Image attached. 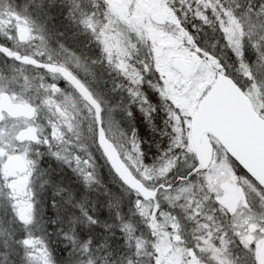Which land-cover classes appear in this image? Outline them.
Returning a JSON list of instances; mask_svg holds the SVG:
<instances>
[{
    "label": "snow or ice",
    "instance_id": "snow-or-ice-1",
    "mask_svg": "<svg viewBox=\"0 0 264 264\" xmlns=\"http://www.w3.org/2000/svg\"><path fill=\"white\" fill-rule=\"evenodd\" d=\"M16 5L6 0L0 10V56L10 61L0 69V195L10 216L0 229L3 247L22 251L21 264H57L38 196L51 183L40 157H55L91 187L98 183L92 147L125 192L135 194L127 220L109 203L135 257L147 256V264H264V0H159V16L131 0L129 13L139 14L126 21L114 15L113 0L94 2L99 13L81 10L80 25L126 81L128 104H111L97 93L80 75L79 58L73 61L63 45L67 57L56 58L27 9ZM189 21H195L192 29L211 28L212 39L202 43ZM36 40L31 52L24 51ZM217 45L230 63L216 54ZM25 69L43 72L30 76ZM145 85L166 114L161 136L167 144L162 150L156 144L159 154L151 163L135 128L120 123V113L131 119L139 107L155 128L150 117L157 106L145 96ZM182 162L185 170L177 172ZM65 192L64 204L96 225L73 192L57 186L53 196ZM51 207L67 212L55 198ZM177 209L195 225L191 239ZM76 221L69 213L70 231L62 233L71 245L65 264H73V253L83 258L76 264H96L93 240L78 239ZM137 223L144 225L139 235ZM127 264L143 262L130 258Z\"/></svg>",
    "mask_w": 264,
    "mask_h": 264
},
{
    "label": "rangeland",
    "instance_id": "rangeland-1",
    "mask_svg": "<svg viewBox=\"0 0 264 264\" xmlns=\"http://www.w3.org/2000/svg\"><path fill=\"white\" fill-rule=\"evenodd\" d=\"M94 2L99 3L100 0H17L16 6L21 9H27V13L35 21L34 28L40 35L45 37L48 48L56 54V58L64 59L68 55L62 48H60V45L67 48V42L72 41L79 43V48L75 49V55L71 59L74 61L77 57L79 58L80 65L82 66L80 75L83 78L88 79L91 82L93 89L104 99L109 100L111 104H127L128 102L125 103L124 101L125 99L129 101V98L126 88H123L126 81L122 80V78L104 60L100 46L93 34L79 23V13L81 10L89 12L96 11L99 13V9L92 8ZM130 2L131 0H113V4L115 5L114 15L126 21L130 15L139 14L138 11L132 14L129 13L127 5ZM229 2H231V0H229ZM5 3L6 0H0V10L5 7ZM136 3L146 6L143 9L146 14L152 16H159L162 14V9L155 6L158 5L159 0H136ZM100 15L102 16V13H100ZM0 40L4 41V38L0 37ZM39 43L40 41L36 40L33 45H25L24 48L33 50L35 45ZM254 56L255 55H251L250 53L251 60L255 59ZM84 68L89 69V72L85 73L83 71L84 73L82 74ZM4 70H7V67ZM25 71L30 76L35 74V71L32 70L25 69ZM58 83L60 87H66L64 83H61L60 81ZM117 83L121 84L122 87L117 89ZM148 88L150 92L154 93L150 87ZM155 97L158 101L157 103L159 107L160 98L158 95ZM164 115L166 116L165 113ZM122 116V122H120L121 127L125 130H129L131 128V123L124 113H122ZM38 148L39 151L45 152L43 147L38 146ZM89 150L93 153V159L96 166V180L98 181V183H94L91 187L86 186L78 174L74 173L71 168L63 164L61 161H58L55 157L47 154L40 157V168L46 170V178L51 182L49 185L45 186L44 191L38 193L40 204L44 207L46 205L42 202L47 203L49 200L53 199V191L57 186L68 190L70 189L69 191L72 190L74 196L78 199H83L82 202L84 207L90 214L96 216L98 221L96 225H88L82 222L83 218L80 216V210L78 208L74 209L71 206L72 208L69 212L78 216L76 217V225L79 227L75 234L79 239L86 240L91 238L93 241H99L104 233L107 232V238L112 241L113 246L115 245L114 252L119 254V257L122 258L121 264H127V261L130 258L133 260L139 259L143 264H147V256L137 258L133 255V250L126 246L124 233H122L119 227L120 221L115 218V209L113 211L106 201L108 199L113 201L110 192L114 188L117 189L118 192H116L115 197L116 203H111L119 208L122 218L127 220L132 215V211H134L133 201L135 200V194L132 192H125L124 188H121L120 182L111 172L109 167H107L100 152L92 147H90ZM181 170H185L183 162L178 166L177 172ZM61 175L64 176L61 177ZM60 178H63L62 182L59 181ZM47 188L50 197L45 193ZM84 197H86V199H84ZM1 198L4 202L1 201ZM75 202L76 201L74 200L73 203ZM0 205L4 206V209L0 211V217H2L4 221L3 224L0 225V229H6L8 227L10 216L5 214L7 210V201L3 195H0ZM48 206L51 207V201ZM176 212L181 216V222L185 225L187 238L191 239V229H193L195 225L183 220V214L179 209H177ZM133 219L137 222L139 221L138 216L133 217ZM65 220L67 223L66 226H71L67 215L65 216ZM137 228L138 231L136 234L139 235L140 230H144V225L142 223H137ZM65 241L67 244H70V241ZM236 253L237 249L233 247V254L235 255ZM22 255V251L15 253V261L12 262V264H21ZM80 259L83 258L80 257L79 253H73L71 256L73 264H76ZM56 261H60L57 262V264H65V261L63 262L62 259L58 258Z\"/></svg>",
    "mask_w": 264,
    "mask_h": 264
},
{
    "label": "trees",
    "instance_id": "trees-1",
    "mask_svg": "<svg viewBox=\"0 0 264 264\" xmlns=\"http://www.w3.org/2000/svg\"><path fill=\"white\" fill-rule=\"evenodd\" d=\"M240 3H244L245 0H239ZM195 23V21H189L188 27L191 31H193L197 37L202 43L206 40L212 39V30L208 26L199 27L197 29H192L191 25ZM216 54L221 56L223 59H227L230 63L231 60L228 58V54L217 45L216 48ZM251 55H255L254 53H251ZM253 57V56H251ZM255 57V56H254ZM252 59V58H251ZM145 92V96L150 98L151 103L155 106H157V110L151 113V124L155 126L153 128L150 124L148 119L145 117L144 112L140 110L139 107H136L133 113V117L131 119L127 118L131 123V128H135L137 132L138 139L141 141L142 149L145 153V159L147 163H151L152 160L155 158L156 155L159 154L156 144L160 143L161 150L166 147L167 144V137L161 136V131L164 128V119L165 115L164 113L159 109L158 107V101L156 99V94L150 92L149 88L145 85L142 89ZM106 162V161H105ZM107 164V163H106ZM108 167V165H107ZM64 175H61V177ZM63 178H60L59 181L62 182ZM66 183V182H65ZM67 185V183H66ZM121 188H124V186L120 183ZM70 190V189H69ZM72 191V190H71ZM73 192V191H72ZM116 192L117 189H113L110 193L112 196V200L108 199L106 200L109 204L110 202L116 203ZM46 195L48 193V188L46 190ZM66 193V192H65ZM65 193H61L58 197H53V199H57L60 202V205L62 209H67V212L61 211L57 212L53 208L49 207L50 201L47 203L42 202L44 205V213H43V220L45 221V227L47 229V239L50 245V248L53 252V256L55 259H62L63 262L66 261L69 258V252L71 251V245L66 243L63 232L70 231L71 226H66V220L65 216L67 215V218H69V211L72 208L71 205L64 204V197L66 196ZM2 199V198H1ZM51 199V198H50ZM3 201V199L1 200ZM4 202V201H3ZM3 204V203H2ZM42 205V204H41ZM4 209L3 205H0V211ZM114 211V209H113ZM1 216V212H0ZM60 217V219H57V217ZM78 217V216H76ZM56 220V223L53 224L52 220ZM3 223H0V225ZM34 227V226H33ZM70 227V228H69ZM79 226L76 225V228ZM35 228V227H34ZM21 236L23 233H19ZM107 232L104 233L103 237L99 239V241H93V258L96 260V264H103V261H107V264H121L122 258L119 257V254L114 252V246L112 241L107 238ZM76 235V234H75ZM5 238L0 236V264H12V262L15 261V253L11 251V249H6L3 247V240ZM79 239V238H78ZM80 241L84 239H79ZM103 244H106L107 247H102ZM9 257H8V253ZM7 255V256H5ZM8 257V258H7ZM60 262V261H57Z\"/></svg>",
    "mask_w": 264,
    "mask_h": 264
},
{
    "label": "flooded vegetation",
    "instance_id": "flooded-vegetation-1",
    "mask_svg": "<svg viewBox=\"0 0 264 264\" xmlns=\"http://www.w3.org/2000/svg\"><path fill=\"white\" fill-rule=\"evenodd\" d=\"M0 42H4L3 40L1 41L0 40ZM68 46H67V49H69V50H71V52L72 53H74V51H75V49L76 48H79V43H77V42H72V41H70V42H67L66 43ZM24 51H26V52H31L32 51V49H26V48H24ZM8 63H10V61H8L7 60V58H5V57H3V56H0V69H5L6 67H7V64ZM28 70H31V69H28ZM32 71H35V72H37V71H40L41 73L43 72V70H37V69H33ZM84 72H83V70H82V74H83ZM83 78V77H82ZM60 82L61 83H64L65 85H66V83H65V81H63V80H60ZM121 101V100H120ZM125 103H129V101L127 100V99H125V101H124ZM127 103V104H128ZM120 117H121V119H120V122H122V118H123V116H122V113H120ZM127 121V120H126Z\"/></svg>",
    "mask_w": 264,
    "mask_h": 264
},
{
    "label": "water",
    "instance_id": "water-1",
    "mask_svg": "<svg viewBox=\"0 0 264 264\" xmlns=\"http://www.w3.org/2000/svg\"><path fill=\"white\" fill-rule=\"evenodd\" d=\"M102 154V153H101ZM103 156V155H102ZM104 158V157H103ZM105 160V159H104ZM108 165V164H107ZM109 169L111 170L110 166L108 165ZM111 172L114 174V176L118 179V181L120 182L119 178L116 176V174L114 173L113 170H111ZM121 183V182H120ZM122 184V183H121Z\"/></svg>",
    "mask_w": 264,
    "mask_h": 264
},
{
    "label": "clouds",
    "instance_id": "clouds-1",
    "mask_svg": "<svg viewBox=\"0 0 264 264\" xmlns=\"http://www.w3.org/2000/svg\"><path fill=\"white\" fill-rule=\"evenodd\" d=\"M44 178H46V177H44ZM44 178H42V179H44ZM39 183H40V180L37 181V184H38V185H39Z\"/></svg>",
    "mask_w": 264,
    "mask_h": 264
}]
</instances>
